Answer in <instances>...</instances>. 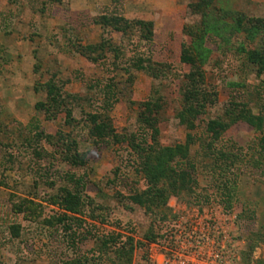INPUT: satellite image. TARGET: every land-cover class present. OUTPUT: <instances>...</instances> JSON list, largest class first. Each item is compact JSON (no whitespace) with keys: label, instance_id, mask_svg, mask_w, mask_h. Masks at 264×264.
Returning a JSON list of instances; mask_svg holds the SVG:
<instances>
[{"label":"rangeland","instance_id":"obj_1","mask_svg":"<svg viewBox=\"0 0 264 264\" xmlns=\"http://www.w3.org/2000/svg\"><path fill=\"white\" fill-rule=\"evenodd\" d=\"M83 1L0 0V164L13 166L3 173L0 169V179L17 193L15 202L28 194L48 199L61 186L71 185L61 174L75 173L85 181L80 188L86 202L85 227L99 235L120 233L123 240L129 236L133 245L128 251L130 261L117 258L111 249L99 264H159L173 253L182 255L183 264H264V152L259 146L264 130L238 121L221 140H209L207 132L208 121L224 118L233 100L264 115V74L245 62L240 49L245 34L226 27L240 15L264 17V0H213L206 17L190 7L198 0H95L92 8ZM96 13L151 20L153 38L142 40L144 32L136 24L126 33L100 26L94 21ZM203 21L218 22L222 36L207 35L211 53L200 65L205 75L202 93L213 102L207 103L191 127L180 120L185 106L181 85L192 69L181 56L183 46L191 41L186 27H198ZM262 41L264 29L249 46ZM92 42L105 44L100 50L104 56L97 62L79 51ZM139 60L162 74L154 77L137 69ZM51 77L79 96L66 101L72 109L70 122L66 111L47 119L35 109L36 102L46 99L43 85ZM104 81L120 91L111 115L121 135L145 132L153 142L140 115L141 103L151 99L155 88L164 96L161 145H185L188 133L195 135L189 152L196 166L191 172L197 183L193 196L185 192L170 196L167 203L148 205L130 199L131 193L147 184L137 171L138 154L127 141L96 143L88 129V113L104 102L99 92ZM33 116L45 133L61 132L78 141L79 150L87 153V164L71 167L63 162L60 150L44 139L25 140L32 136L26 125ZM208 142H213L211 148ZM218 147L237 157L227 165H216L224 161ZM4 149L14 153L13 159L3 155ZM222 167L228 170L222 173ZM51 180L56 183L53 187ZM226 191L232 195L231 207L226 204ZM9 193L6 189L0 193V264H59L94 247L93 237L72 240L62 225L32 222L14 213ZM44 205L46 216L58 214L59 209L48 201ZM13 224L20 226L18 235Z\"/></svg>","mask_w":264,"mask_h":264},{"label":"trees","instance_id":"obj_2","mask_svg":"<svg viewBox=\"0 0 264 264\" xmlns=\"http://www.w3.org/2000/svg\"><path fill=\"white\" fill-rule=\"evenodd\" d=\"M212 1L198 0L190 3V7L194 13H202L206 17L208 15L207 9L211 6ZM94 21L103 27H111L115 31L125 33L132 28V25L136 24L144 32L141 35L142 40L148 42L153 38L154 23L151 20H130L122 15L113 13L102 14L96 17ZM218 25V22L210 24L207 21H203L202 25L198 27L192 26L185 29L186 33L191 37V41L183 46L181 58L184 62L190 64L192 69L186 74V78L181 85L185 106L180 114V120L191 127L194 126L197 116L204 112L207 103L209 101L213 102L211 98L208 99L202 93L205 75L200 65L209 58L211 53L210 47L206 44L207 35L215 33L222 36ZM226 27H232L231 29L234 32H243L245 34L240 47L241 51L245 53V62L248 65H253L259 75L264 74V41L254 47L249 46V43H253L256 36L263 31L264 17L244 18L243 15H240L237 16L234 25H226ZM103 46L105 44L101 43L81 46L79 51L89 60L97 62L104 56L103 50L100 51ZM236 50L239 51V49ZM235 54L238 55L239 53L235 52ZM147 59L151 61L150 58ZM140 60L137 61V69L146 70L154 77H159L162 74L159 71L153 72L151 70L152 65L149 63L143 65ZM43 86L46 88V99L36 103V110L43 111L47 119H54L59 113L66 111L67 121H72V109L66 106V101L71 97L77 100L79 96L65 91L63 85L58 84L52 77ZM99 88L104 102L97 107V110L88 113L87 124L89 133L96 143L110 140L114 142L127 141L132 150L138 154L137 171L144 176L147 184L144 189L131 193L130 199L139 205H148L149 203L158 202L162 204L167 203L170 196H177L185 192L193 196L197 183L191 172L196 166L195 162L189 158V152L190 145L195 140V135L193 136L188 133L185 145H161L159 142L161 132L159 120L162 108L164 107V96L160 94L159 89L155 88L152 91V97L154 98L151 97V99L141 103L143 107L140 115L141 123H143L145 131L151 133L153 142L150 143L145 132L143 134L132 133L129 136H124L117 132L113 124L111 112L114 104L119 100L120 91L110 81H104V84ZM231 105L232 108L227 111L224 118L208 121L207 132L209 140H221L224 133L238 121H245L259 131L264 130V115L262 113H254L243 101L233 100ZM26 126V129L32 134L29 139L28 137L25 138L28 142L31 143L34 136L39 141L44 139L45 142L60 150L62 160L69 166L79 167L87 164V153L79 150L78 141L75 139L70 140L66 134L61 132L57 134L45 133L44 130H40L39 119L35 116L31 118V121ZM212 145L213 142L207 143L208 148H211ZM259 146L261 152H264V131L259 138ZM218 149L221 155L219 157L223 158L224 161L216 163V165L220 164L219 166H221L223 163L227 165L229 159L237 157V154L235 156L229 155L230 153L225 152L223 147H218ZM34 152L41 156V151L38 148H34ZM211 155H213V152ZM226 170L228 168L222 167L221 172L225 173ZM61 176L69 178L72 186L63 185L57 193L51 194L46 199L51 204L58 206V214L46 216L43 204L31 198L15 202L13 204V211L17 214H23L24 219L32 222L42 220L46 225H62L66 230H69L72 240L78 236L81 240L89 237L95 239V245L89 251L63 260L59 264H99L102 258L109 254L111 249L114 250L117 258H128L130 256L128 253L133 250V245L129 242L131 239L129 236L123 240L120 233L116 235L114 233L99 235L93 233L88 226L85 227L86 219L83 214H85L84 208L86 202L81 190L84 188V177L70 172H65ZM51 184H55V181H52ZM225 194L227 196L226 204L228 207H231V192L226 191ZM158 198H162V201H158ZM91 215L95 219L98 218V215L94 212ZM12 228L14 233L18 235L20 226L13 224ZM126 254L128 255L126 256Z\"/></svg>","mask_w":264,"mask_h":264},{"label":"crops","instance_id":"obj_3","mask_svg":"<svg viewBox=\"0 0 264 264\" xmlns=\"http://www.w3.org/2000/svg\"><path fill=\"white\" fill-rule=\"evenodd\" d=\"M79 2H82L83 0H78ZM59 2H62V1H59ZM84 2V4L86 5V6H88V8H92V6H93V4H95V0L93 1L92 0V2L93 3H91V1L90 0H85V1H83ZM100 3V2H99ZM96 14H98V16H100V15H102V14H113V13H96ZM114 14H117V13H114ZM120 15V14H119ZM98 25H100V24H98ZM101 26V25H100ZM94 42H92V44H93ZM92 44H90V45H92ZM97 44V43H96ZM83 55V54H82ZM84 56V55H83ZM84 57H86V56H84ZM87 58V57H86ZM88 59V58H87ZM89 60V59H88ZM89 61H91V60H89ZM17 66V65H16ZM37 103V102H36ZM36 105V104H35ZM34 105V106H35ZM36 109V108H35ZM30 122V121H29ZM29 124V123H28ZM14 139V137H12V140ZM4 140V139H3ZM2 142V141H1ZM8 144V143H7ZM6 146V145H5ZM8 147H9V144L7 145ZM4 152H5V154H7L8 156H9V158H11V159H13V155H14V153L13 152H10L9 151V149L8 150H6L5 151V149L3 150V155H4ZM64 162V161H63ZM66 163V162H65ZM67 164V163H66ZM0 169H1V171H2V173L3 172H5V171H10V169H12L13 168V166H12V164H0ZM3 167V168H2ZM51 182H52V180L51 181H49V184L53 187V186H55V184H51ZM10 183H8L7 181H3L2 179H0V193H2V191L3 190H9V192H11V194L9 193V195H10V197H11V199H12V201H14L13 202V204L15 203V197H17V193L14 191V189L9 185ZM49 185V186H50ZM70 186H72V184L70 185ZM12 188V189H11ZM15 192V193H14ZM57 193V192H56ZM52 194H54V193H52ZM51 195V194H50ZM49 195V196H50ZM25 198H31V199H34V200H36V201H39V202H41L42 204H43V206H45L44 205V202L45 201H48V200H46V199H41L40 197H38V196H32V195H30V194H28V195H24V197H22L21 199H20V201L21 200H23V199H25ZM49 198V197H48ZM18 202V201H17ZM48 204L49 205H51V206H55V207H57L58 208V206H56V205H53V204H51L49 201H48ZM101 206V205H100ZM98 207H99V205H98ZM12 209H13V206H12ZM14 212V211H13ZM15 213V212H14ZM17 214V213H16ZM19 215V214H18ZM23 215V214H22Z\"/></svg>","mask_w":264,"mask_h":264},{"label":"built area","instance_id":"obj_4","mask_svg":"<svg viewBox=\"0 0 264 264\" xmlns=\"http://www.w3.org/2000/svg\"><path fill=\"white\" fill-rule=\"evenodd\" d=\"M193 233L194 232V230L193 229H191V231H190V233ZM172 255V257H170L169 255L168 256H164L163 257V259H162V261L159 263V264H173V262L172 261H175V260H179L178 261V263H176V264H183L184 263V260H181V257H182V255H179V254H175V253H173V254H171ZM179 255V256H178Z\"/></svg>","mask_w":264,"mask_h":264}]
</instances>
